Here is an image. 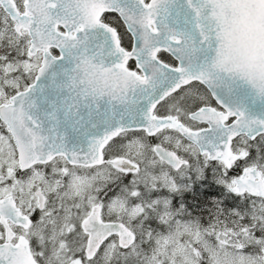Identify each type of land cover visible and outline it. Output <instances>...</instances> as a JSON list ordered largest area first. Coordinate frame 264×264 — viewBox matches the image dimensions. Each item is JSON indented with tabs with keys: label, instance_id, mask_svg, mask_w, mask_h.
<instances>
[{
	"label": "snow or ice",
	"instance_id": "snow-or-ice-1",
	"mask_svg": "<svg viewBox=\"0 0 264 264\" xmlns=\"http://www.w3.org/2000/svg\"><path fill=\"white\" fill-rule=\"evenodd\" d=\"M0 264H264V0H0Z\"/></svg>",
	"mask_w": 264,
	"mask_h": 264
}]
</instances>
